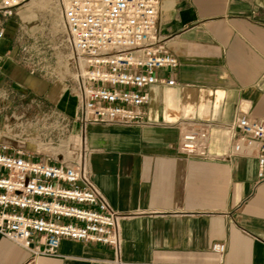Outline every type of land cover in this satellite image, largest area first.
Instances as JSON below:
<instances>
[{
  "label": "crops",
  "instance_id": "0c3cea01",
  "mask_svg": "<svg viewBox=\"0 0 264 264\" xmlns=\"http://www.w3.org/2000/svg\"><path fill=\"white\" fill-rule=\"evenodd\" d=\"M159 31L179 65L158 72L173 85L147 88L149 123L87 134L91 179L126 215L120 252L63 239L39 264H264V178L256 156L232 154L230 131L242 115L264 121V0H162ZM208 122L212 157L182 151ZM31 256L0 235V264Z\"/></svg>",
  "mask_w": 264,
  "mask_h": 264
},
{
  "label": "built area",
  "instance_id": "2783aa9c",
  "mask_svg": "<svg viewBox=\"0 0 264 264\" xmlns=\"http://www.w3.org/2000/svg\"><path fill=\"white\" fill-rule=\"evenodd\" d=\"M26 1L0 0V40ZM161 1L63 2L61 20L77 103L72 130L78 126L81 139L96 125L146 126L147 88L175 83L158 73L179 65L159 31ZM65 120L59 115L57 122ZM65 125H71L70 119ZM212 127L208 122L199 131L185 133L181 150L211 158ZM230 131L232 154L256 156L264 178V121L242 115ZM124 217L93 182L84 162L44 160L0 143V235L31 252L25 264H39L41 255H57L63 239L109 245L119 253ZM212 250L223 254L225 241L214 242Z\"/></svg>",
  "mask_w": 264,
  "mask_h": 264
},
{
  "label": "rangeland",
  "instance_id": "374dc122",
  "mask_svg": "<svg viewBox=\"0 0 264 264\" xmlns=\"http://www.w3.org/2000/svg\"><path fill=\"white\" fill-rule=\"evenodd\" d=\"M62 7L60 0H28L8 21L0 40V143L73 164L90 147L78 126L72 130L77 103ZM59 115L71 125L58 123Z\"/></svg>",
  "mask_w": 264,
  "mask_h": 264
},
{
  "label": "bare ground",
  "instance_id": "6f19581e",
  "mask_svg": "<svg viewBox=\"0 0 264 264\" xmlns=\"http://www.w3.org/2000/svg\"><path fill=\"white\" fill-rule=\"evenodd\" d=\"M63 2H67V0H60L61 5L63 4ZM32 4H34V3H32Z\"/></svg>",
  "mask_w": 264,
  "mask_h": 264
}]
</instances>
